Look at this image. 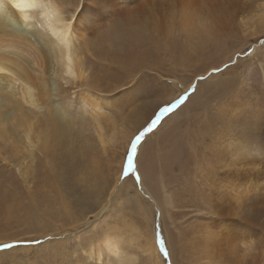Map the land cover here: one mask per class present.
Here are the masks:
<instances>
[{
	"label": "rangeland",
	"instance_id": "374dc122",
	"mask_svg": "<svg viewBox=\"0 0 264 264\" xmlns=\"http://www.w3.org/2000/svg\"><path fill=\"white\" fill-rule=\"evenodd\" d=\"M260 3L264 0H241L235 9L234 25L241 16H257ZM252 27L255 30L252 36L223 33L214 37L216 41L211 40L213 44L208 43L203 51L199 50V43L185 47L172 39L174 47L169 43L159 50H146L145 46L137 50L114 49L108 55L112 67L99 61L108 70L96 64L100 70L96 77L100 84L110 83V91L103 93L109 110L99 120L104 130L99 135L108 138L116 132V146L101 145L97 132L92 131L96 129L94 123L86 119L82 124L77 119L74 114V107L78 106L77 89L70 90L64 85L69 92L62 101L55 97L50 102L55 107L71 104L69 116L73 121L67 133L70 141L66 139V149L71 146L68 152L80 155L83 150L89 155L81 153L82 168L69 184L72 189L68 194L61 183L52 180L44 182V187L39 182H25L13 167L15 162L9 163L10 171L0 166V245H14L0 249V264H113L116 259H109L110 263L105 255L100 262L88 258L89 250L92 249V254L96 251L105 233L119 239L121 249L134 259L132 264H212L199 237L201 225L207 219L197 214L206 212L207 201L200 199L208 200L209 194L204 189V176L192 177L197 174V168L204 170L207 162L213 167L225 163L239 145L257 144L264 151V22L254 23ZM234 28L230 31H235ZM254 47L255 54L248 57ZM101 53H95V59ZM133 61L137 64H132ZM118 66L125 68L116 69ZM99 76L104 77L103 81ZM137 80L140 88L135 92L128 89ZM193 87L195 91L189 93L185 102L163 117L157 129L146 134L134 157L135 171L132 172L129 161L126 171L130 173L124 177L126 153L138 130H143L160 107L174 102ZM152 101L157 103L154 105ZM120 137L126 139L119 140ZM11 138L19 139L15 135ZM2 141L0 153H5L10 150V143ZM52 144L49 151L56 142ZM207 146L206 151L210 150L211 154L203 156V148ZM49 163L54 162L47 161L44 166L53 171ZM260 172L264 174L263 169ZM137 175L140 180L136 179ZM83 180L88 186L81 183ZM163 189L170 195L174 208L164 207ZM145 192L152 195L157 206ZM157 208H161V214ZM158 240L164 241L168 256L160 252ZM148 245L155 248L156 254L144 249Z\"/></svg>",
	"mask_w": 264,
	"mask_h": 264
},
{
	"label": "bare ground",
	"instance_id": "6f19581e",
	"mask_svg": "<svg viewBox=\"0 0 264 264\" xmlns=\"http://www.w3.org/2000/svg\"><path fill=\"white\" fill-rule=\"evenodd\" d=\"M240 1L0 0V141L4 139V142L10 143V150L6 151L7 153L3 151L0 153L1 169L6 168L10 171L9 163L15 162L13 167L25 182L29 180L32 183L39 182L41 187H44V182L52 180L61 183L65 194H68L72 189L69 184L72 180L74 182V178L81 171L80 156L85 151L82 152L83 145L80 155L70 153L71 150L67 151L71 147L66 149L68 145L65 143L66 139L68 142L69 138L66 137L70 136L67 133L73 121L69 116L72 107L70 108L71 104L68 107L60 104L55 107L51 103L52 98L54 100L57 97L61 100L69 92L68 89H77L78 106L74 107L77 119L82 124L86 119L92 121L96 128L92 131L97 132L100 144L108 143L113 146L116 142V132L111 133L108 138L99 135L104 131L99 126V120L108 108L103 93L110 91V83L100 84L96 77L100 71L98 67L108 70L106 66H114L108 61L109 53L114 49L137 50L141 46H145L146 50H159L169 43L174 47L175 43L170 41L172 39L186 45L185 47L199 43L198 48L203 51L204 46L211 45V40L223 33L237 34L244 38L252 36L255 31L252 25L264 22V3L258 5L260 13H257V16L251 15V18L241 16L234 25L235 9ZM233 27L236 30L230 31ZM256 50L254 47L248 57L253 56ZM99 52L102 53L97 54L95 59V53ZM132 64H137V61H133ZM124 68L118 66L116 69ZM3 72L9 74L3 75ZM262 74L264 77L263 70ZM100 76L98 78L102 80L108 74L103 78ZM64 85L69 88L66 90ZM120 88L121 86L114 88V91ZM150 103L147 102L148 105H151ZM104 120L101 121L102 124ZM136 124L138 125L137 122ZM13 135L20 140L11 138ZM118 139L125 140L126 137ZM52 142L56 144L53 150L49 151ZM208 148V146L203 148V156L210 153V150L206 151ZM33 149L40 155L36 156L37 152L35 154ZM46 159L54 162L48 164L50 166L52 164L53 171L44 166V163H47ZM201 169L197 168L199 175L195 174L192 178L204 176V189L208 190L209 194L208 200L200 199V202L207 201L206 212L197 213L202 219H207V222L201 225L199 236L205 247L206 256L213 261L212 264H264V174L260 172L264 170V151L257 144L251 147L239 145L238 150L234 151L222 165L213 167L207 162L206 170ZM77 184L80 185V182ZM145 193L157 206L158 202L156 203L152 195ZM163 196L164 207L174 208L170 195L164 189ZM159 211L161 214V208ZM144 249L149 254H156L154 247L148 245L144 246ZM95 250L93 254L92 249L89 250L88 258L91 261L100 262L105 255L108 260L116 259L113 261L118 264L134 262V259L128 257L121 249L119 239L111 234L105 233Z\"/></svg>",
	"mask_w": 264,
	"mask_h": 264
},
{
	"label": "snow or ice",
	"instance_id": "6c2138e0",
	"mask_svg": "<svg viewBox=\"0 0 264 264\" xmlns=\"http://www.w3.org/2000/svg\"><path fill=\"white\" fill-rule=\"evenodd\" d=\"M3 75H8V72H3ZM200 79H203L201 77ZM140 88V81L137 80L134 84L131 86H128V89H132L134 92ZM195 88H190L188 91H185L183 95H181L178 99H176L174 102L168 103L166 106H162L159 108L158 112L154 113V118L150 120L149 123L145 127H143V130H138V134L134 136V138L130 141V147L127 150L126 153V164L123 168V176L126 177L129 171H126V167L129 164V161H131V166L134 172V157H137L138 153V145L141 144V142L144 140L146 134L153 132L155 129H157L158 125L161 122V119L165 117L167 114L171 113L174 109H177L179 106H181L186 98L189 96L190 92H194ZM123 178V177H122ZM137 180H140L139 175L136 176ZM159 242V250L161 253H163L165 256H168V252L165 248V243L163 240H158ZM14 247L12 244H3L0 245V249H10Z\"/></svg>",
	"mask_w": 264,
	"mask_h": 264
}]
</instances>
